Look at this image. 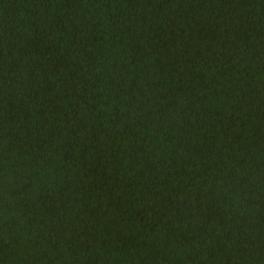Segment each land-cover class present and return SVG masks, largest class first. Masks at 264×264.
I'll return each mask as SVG.
<instances>
[{
	"label": "trees",
	"instance_id": "16d2710c",
	"mask_svg": "<svg viewBox=\"0 0 264 264\" xmlns=\"http://www.w3.org/2000/svg\"><path fill=\"white\" fill-rule=\"evenodd\" d=\"M0 264H264V0H0Z\"/></svg>",
	"mask_w": 264,
	"mask_h": 264
}]
</instances>
